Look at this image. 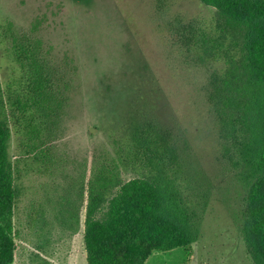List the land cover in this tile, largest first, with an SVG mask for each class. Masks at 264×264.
<instances>
[{
  "label": "rangeland",
  "instance_id": "rangeland-1",
  "mask_svg": "<svg viewBox=\"0 0 264 264\" xmlns=\"http://www.w3.org/2000/svg\"><path fill=\"white\" fill-rule=\"evenodd\" d=\"M0 0V79L25 77L21 36L35 40L67 85V107L50 160L26 157L12 128L10 157L22 196L15 215L14 264L37 256L87 264L85 190L96 162L116 158L134 124L153 122L189 146L200 178L211 184L196 243L153 252L145 264H254L242 233L247 185L226 155L206 98L209 72L187 65L169 22L211 25L216 11L199 0ZM122 167L124 180L136 177Z\"/></svg>",
  "mask_w": 264,
  "mask_h": 264
},
{
  "label": "trees",
  "instance_id": "trees-1",
  "mask_svg": "<svg viewBox=\"0 0 264 264\" xmlns=\"http://www.w3.org/2000/svg\"><path fill=\"white\" fill-rule=\"evenodd\" d=\"M215 9L211 25L176 18L168 26L186 64L209 72L207 102L230 162L247 185L243 239L254 264H264V0H199ZM159 10L165 0H157ZM162 11V10H161ZM25 69L19 82L0 79V264H14L15 215L22 196L10 157L12 128L26 161H51L67 107L65 79L41 46L16 43ZM116 158L94 165L85 190L87 264H145L153 252L196 243L211 184L189 161V146L153 122L134 124ZM122 167L136 177L124 180ZM32 264H52L37 256Z\"/></svg>",
  "mask_w": 264,
  "mask_h": 264
},
{
  "label": "crops",
  "instance_id": "crops-1",
  "mask_svg": "<svg viewBox=\"0 0 264 264\" xmlns=\"http://www.w3.org/2000/svg\"><path fill=\"white\" fill-rule=\"evenodd\" d=\"M86 263H87V261H86Z\"/></svg>",
  "mask_w": 264,
  "mask_h": 264
}]
</instances>
